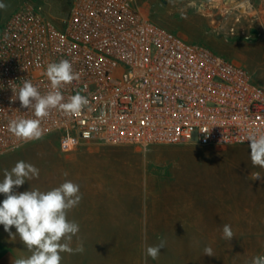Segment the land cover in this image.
Here are the masks:
<instances>
[{"label": "rangeland", "instance_id": "rangeland-1", "mask_svg": "<svg viewBox=\"0 0 264 264\" xmlns=\"http://www.w3.org/2000/svg\"><path fill=\"white\" fill-rule=\"evenodd\" d=\"M26 1L41 4L60 21L70 0H0L6 5L0 9V23ZM135 1L151 11L157 24L242 62L253 82L264 85V69L254 72L242 53L246 44L264 40V10L258 8L264 0L215 8L195 0ZM231 26L235 35L228 33ZM242 29L253 37L244 39ZM18 161L34 165L39 176L16 192L48 191L66 180L79 185L82 199L67 218L80 229L70 246L82 244L84 251L61 253V264H252L264 249V168L253 166L249 144L177 143L139 149L88 140L64 153L51 134L0 154V181ZM4 198L0 194V202ZM225 224L234 233L230 241L223 238ZM15 233V227L10 234L0 225V237L26 258L30 253ZM161 240L166 244L158 258H146V248ZM205 247L214 256L205 255Z\"/></svg>", "mask_w": 264, "mask_h": 264}, {"label": "built area", "instance_id": "built-area-1", "mask_svg": "<svg viewBox=\"0 0 264 264\" xmlns=\"http://www.w3.org/2000/svg\"><path fill=\"white\" fill-rule=\"evenodd\" d=\"M195 1L215 8L254 0ZM241 35L253 37L244 29ZM60 60L80 74L61 89L65 100L77 92L89 100L79 114L52 109L41 122L42 137L56 135L64 153L88 140L146 149L249 144V134L264 132V85L241 64L157 24L135 0H70L60 21L26 1L0 23V154L28 143L9 122L34 118L14 93L24 80L49 91L46 67Z\"/></svg>", "mask_w": 264, "mask_h": 264}, {"label": "clouds", "instance_id": "clouds-1", "mask_svg": "<svg viewBox=\"0 0 264 264\" xmlns=\"http://www.w3.org/2000/svg\"><path fill=\"white\" fill-rule=\"evenodd\" d=\"M2 8H6V5L0 3V9ZM44 74L50 81V90L46 93L42 94L30 80H24L18 91L13 92L14 99L18 98L23 108L31 109L34 117H19L9 122V131L23 142L42 138L41 122L52 109L79 114L89 103L87 96L79 92L65 100L61 89L78 80L80 76L74 71L70 61L49 63ZM247 141L253 166L264 168V132L249 134ZM38 176V168L30 163L18 161L10 171H4V178L0 181V194L5 197L0 202V225L10 234L11 228L15 227V235L19 236L21 243L30 253L26 258L15 259L13 264H61V253L84 251L82 244L75 249L70 246L80 229L78 223L67 218V212L82 199L79 185L66 180L48 191H14L26 180ZM233 237L231 226L225 224L223 238L230 241ZM165 244L166 242L161 240L158 245L148 246L145 250L146 258H158L160 249L164 248ZM204 254L214 256L213 249L205 247ZM252 264H264V256L254 257Z\"/></svg>", "mask_w": 264, "mask_h": 264}, {"label": "crops", "instance_id": "crops-1", "mask_svg": "<svg viewBox=\"0 0 264 264\" xmlns=\"http://www.w3.org/2000/svg\"><path fill=\"white\" fill-rule=\"evenodd\" d=\"M258 8L264 10V3H260ZM247 21L248 20H245L244 23H247ZM242 53L246 60H248L247 64L249 65L247 66L254 72L264 69V40L246 44ZM17 258L20 257L16 251L5 239L0 237V264H13L14 260Z\"/></svg>", "mask_w": 264, "mask_h": 264}, {"label": "water", "instance_id": "water-1", "mask_svg": "<svg viewBox=\"0 0 264 264\" xmlns=\"http://www.w3.org/2000/svg\"><path fill=\"white\" fill-rule=\"evenodd\" d=\"M224 1H227V0H224Z\"/></svg>", "mask_w": 264, "mask_h": 264}, {"label": "bare ground", "instance_id": "bare-ground-1", "mask_svg": "<svg viewBox=\"0 0 264 264\" xmlns=\"http://www.w3.org/2000/svg\"><path fill=\"white\" fill-rule=\"evenodd\" d=\"M236 170V169H235ZM225 176V175H224Z\"/></svg>", "mask_w": 264, "mask_h": 264}]
</instances>
